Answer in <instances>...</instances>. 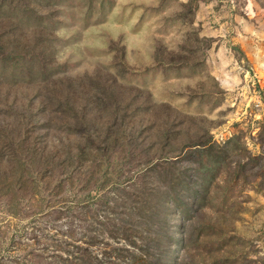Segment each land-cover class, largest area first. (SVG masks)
I'll return each instance as SVG.
<instances>
[{"label": "rangeland", "instance_id": "obj_1", "mask_svg": "<svg viewBox=\"0 0 264 264\" xmlns=\"http://www.w3.org/2000/svg\"><path fill=\"white\" fill-rule=\"evenodd\" d=\"M136 256L264 264V0H0V264Z\"/></svg>", "mask_w": 264, "mask_h": 264}, {"label": "trees", "instance_id": "obj_2", "mask_svg": "<svg viewBox=\"0 0 264 264\" xmlns=\"http://www.w3.org/2000/svg\"><path fill=\"white\" fill-rule=\"evenodd\" d=\"M90 131L92 132L91 127H90ZM21 145H24L26 152L29 155L35 157H43L46 159L45 161L49 165L54 164L55 160L60 159L61 156L64 157V160L61 161L62 165L70 164L68 162L71 163L73 162V163H77L78 166L82 165L79 167H82L83 169L85 166L83 167L82 162L87 163L85 165L94 163L91 158L89 159L85 158L86 160L82 159V156L79 155L78 153V151L80 152L81 150L79 149L76 143L69 141L68 138L54 140L52 138L46 137L45 139L38 141L26 140ZM88 149L92 150L93 148H88ZM91 150L87 153L88 155L92 153ZM81 154L83 155V153ZM47 177H51V176L47 175ZM80 261L84 262L85 264H89L88 261L82 259H79L78 262L77 263L75 262L74 264H79ZM132 264H148V259L146 256H136L133 258Z\"/></svg>", "mask_w": 264, "mask_h": 264}]
</instances>
